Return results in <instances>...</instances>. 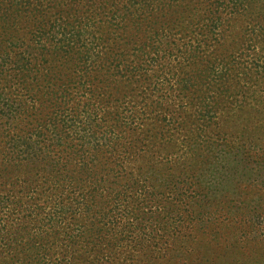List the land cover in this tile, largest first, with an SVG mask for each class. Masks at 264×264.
<instances>
[{
	"label": "trees",
	"instance_id": "16d2710c",
	"mask_svg": "<svg viewBox=\"0 0 264 264\" xmlns=\"http://www.w3.org/2000/svg\"><path fill=\"white\" fill-rule=\"evenodd\" d=\"M263 48L264 0H0V264H264Z\"/></svg>",
	"mask_w": 264,
	"mask_h": 264
},
{
	"label": "rangeland",
	"instance_id": "374dc122",
	"mask_svg": "<svg viewBox=\"0 0 264 264\" xmlns=\"http://www.w3.org/2000/svg\"><path fill=\"white\" fill-rule=\"evenodd\" d=\"M263 51L260 53V55L262 56V58L260 59V60H262V61H259L260 63H258L259 65H260V67H259V69H263L264 68V48L262 49ZM249 52H251V51H249ZM258 53H259V51H258ZM264 86V84H262L261 85V90H262V87ZM249 100H250V103L253 101V98H250L249 97ZM259 107H264V100L263 101H261V106H259ZM214 174H210L209 173V171H207V172H204L203 173V178L204 179H212V178H214Z\"/></svg>",
	"mask_w": 264,
	"mask_h": 264
}]
</instances>
